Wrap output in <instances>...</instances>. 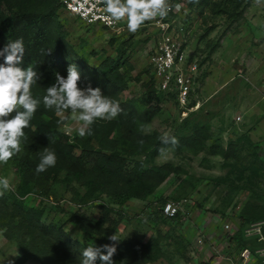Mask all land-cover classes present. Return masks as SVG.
Returning a JSON list of instances; mask_svg holds the SVG:
<instances>
[{
  "label": "rangeland",
  "instance_id": "rangeland-1",
  "mask_svg": "<svg viewBox=\"0 0 264 264\" xmlns=\"http://www.w3.org/2000/svg\"><path fill=\"white\" fill-rule=\"evenodd\" d=\"M177 1L183 3L181 17L191 30L189 49L200 66L195 91L185 108L153 92L149 69L152 20L135 33L129 32L127 27L122 33H115L86 24L61 9L59 20L67 33L64 43L68 46L57 53V59L64 61L67 67L79 66L81 85L91 84L104 91L105 80L86 74L89 72L86 65L97 69L107 58L128 57L127 64L121 67L126 75V87L119 92L117 101L127 113H136L138 117L128 126L130 131L187 134L188 128L184 125L187 119L189 126L197 124L209 133L206 147L197 152L188 148L180 152L169 149L166 156L159 155L157 164L172 163L179 170L145 201L120 204L103 195L84 206L80 197L85 188L68 185L63 180L64 173L42 189L47 191L45 195L53 204L60 205V210H79L91 219L105 220L104 227L110 225L112 219H118L116 210H122L130 219H121L116 233L124 239L158 243L162 257L157 264H210L211 259L221 258L222 254L221 264H231L239 262L246 249L264 251V239L259 240L258 233L259 228L263 233L264 220H261L256 222L257 234L247 236L245 231L246 243L225 253L226 232L235 230L243 208L249 203L261 205L264 202V0L260 5L255 0L245 1L241 6L243 14L237 18H230L226 13L227 0H199L193 7L190 0H171L176 4ZM122 22L126 26V22ZM148 105H157L159 112L141 131L139 116ZM58 115L68 116L61 130L71 138L79 136L76 129L82 122L75 120L72 113ZM231 140L239 141L237 157L225 160L221 155L211 154L210 145L226 147ZM0 176L8 178L9 190L17 189L20 176L14 167L7 168L0 163ZM183 199L187 202L184 214L178 219L148 218L154 208L161 207L163 200ZM38 202L30 200V207H37ZM106 209H113V214ZM60 210L46 211L41 223L64 227L85 246L91 243L100 246L97 236L89 238L76 225L70 212L64 214ZM35 223L20 212L13 200L0 197V264H43L41 261L80 264L81 247L61 246L58 237L42 236ZM257 255L258 260L264 259V254ZM29 257L26 262L22 259Z\"/></svg>",
  "mask_w": 264,
  "mask_h": 264
},
{
  "label": "trees",
  "instance_id": "trees-1",
  "mask_svg": "<svg viewBox=\"0 0 264 264\" xmlns=\"http://www.w3.org/2000/svg\"><path fill=\"white\" fill-rule=\"evenodd\" d=\"M227 1L226 13L230 18H237L243 14L241 6L247 0H239L237 3L234 0ZM190 6L193 7V3H190ZM61 9L63 10V6L59 0H0V49H3L8 40L22 39L25 53L20 66L26 68L31 65L41 76L31 88L32 95L34 98H39L41 103L29 127L24 129L26 139L22 142V150L7 164L1 163L7 168L14 167L15 172L20 176V182L15 191L9 190L2 197L13 200L22 214L29 217L30 221L36 222L35 226L42 236H56L61 246L68 249L81 247L83 250L87 246L74 239L64 227L55 228L53 225L41 223L46 211L60 210V205L53 204L48 199L49 196L45 195L47 191L42 189L50 180H55L64 173L63 180L68 185L76 184L80 188H85V192L80 197V202L84 206L96 202V199L103 195L116 203L124 204L133 199L147 200L171 174L177 173L179 169L172 163H156V158L159 156L158 149L162 146L159 138L164 135L163 133L154 131L152 134H142L130 131L128 126L137 121L136 113L131 115L122 108L123 111L111 121L97 120L92 125V135L71 138L57 123L58 120H63L65 123L68 116L61 118L54 111L44 108L42 97L46 94V87L55 82V74L67 76L68 67L64 61L57 59V53L68 46L64 43L67 33L63 31L59 20ZM48 50L51 52L47 54ZM2 62L3 58L0 57V63ZM127 62L128 57L107 58L97 69L86 65V69L89 70L86 74L102 77L106 82L104 91L101 90L102 93L118 100L119 92L126 87V75L121 72V67ZM76 67L79 68L77 64ZM80 76L82 78V75ZM151 82L153 92L159 97H168L172 100L175 98L172 93L159 91L155 87L152 74ZM79 86L85 87L80 81ZM143 109L144 113L139 117L142 125H147L157 116L159 107L148 105ZM65 112L71 113L70 110ZM184 125L188 128L187 134L178 135L174 132L170 135L179 140V145L165 147L176 152L184 148L194 152L203 150L207 145L205 139L209 138V133L197 124L189 126L187 119ZM139 140L144 141L142 146L138 143ZM44 147L55 151L57 163L45 172L37 174L35 169ZM76 150H79V153ZM238 150L237 140H231L226 147L222 144L210 145L211 154L221 155L225 160L237 157ZM33 199L39 201L37 207H30L29 202ZM166 201L163 200L161 207L154 208L153 215L148 218L159 219L164 216L171 220L178 219L181 213L171 218L164 215L162 206ZM60 211L64 214L70 212L79 229L89 238L97 236L96 240L100 246L112 243L108 237L115 234L120 220L127 217L118 209L116 210L118 219H112V223L104 227L105 220L91 219L79 210L70 211L62 208ZM106 211L113 214V209ZM261 220H264V202L261 205L251 203L246 205L238 216L235 230L226 232L225 253L244 245L247 240L246 229ZM120 239L113 259L121 264H154L162 257L158 243L149 244L121 237ZM22 259L26 262L30 257ZM95 264L104 263L98 259ZM258 264H264V259L260 258Z\"/></svg>",
  "mask_w": 264,
  "mask_h": 264
},
{
  "label": "clouds",
  "instance_id": "clouds-1",
  "mask_svg": "<svg viewBox=\"0 0 264 264\" xmlns=\"http://www.w3.org/2000/svg\"><path fill=\"white\" fill-rule=\"evenodd\" d=\"M199 3V0H190ZM103 11L114 21H125L129 32H137L147 21L156 17L165 19L169 12L180 5H173L171 0H100ZM257 5L262 0H255ZM51 50H48L47 54ZM25 47L22 39L8 40L3 49H0V163L7 164L9 160L22 150V142L26 139L24 129L30 122L41 103L39 98H34L31 88L41 79L40 74L31 65L21 67ZM80 72L75 64L67 68V76L55 74V82L46 87V94L42 102L46 110L57 114L70 110L73 118L82 122L76 129L79 137L84 138L93 134L92 125L97 120L111 121L123 109L120 103L108 95H104L99 87L93 88L91 84L80 87ZM58 125H63V120H58ZM144 126H141V131ZM161 147L158 153L166 156L171 145L176 147L179 140L168 134L160 138ZM142 146L144 141L139 140ZM57 156L54 150L44 147L40 152L36 173L45 172L54 167ZM10 189L7 177L0 176V197ZM112 243L97 246L88 244L80 253V264H95L99 259L104 264H113V256L117 252V245L121 241L118 233L108 237Z\"/></svg>",
  "mask_w": 264,
  "mask_h": 264
},
{
  "label": "built area",
  "instance_id": "built-area-1",
  "mask_svg": "<svg viewBox=\"0 0 264 264\" xmlns=\"http://www.w3.org/2000/svg\"><path fill=\"white\" fill-rule=\"evenodd\" d=\"M63 9L78 17L86 24L98 25L115 33H122L126 26L122 21H114L103 11L100 0H59ZM173 7L165 19L154 18L150 25L149 69L155 87L162 92L172 93L181 108H185L192 99L195 91L196 79L200 74L198 59L192 57L189 49L190 27L181 17L182 2H171ZM186 200H167L162 206V211L167 217H175L178 213L184 214ZM258 223L251 224L246 229V235H254ZM228 228L229 225L227 224ZM259 240L264 239L261 228L258 229ZM257 254L262 256L263 250L253 251L246 249L242 252L239 262L231 264H257Z\"/></svg>",
  "mask_w": 264,
  "mask_h": 264
},
{
  "label": "crops",
  "instance_id": "crops-1",
  "mask_svg": "<svg viewBox=\"0 0 264 264\" xmlns=\"http://www.w3.org/2000/svg\"><path fill=\"white\" fill-rule=\"evenodd\" d=\"M134 200H136V199L130 200L128 202H134ZM222 255L224 257V254H222ZM223 257H221V258L220 257H215V258L211 259L210 260V264H221L223 262V260H222ZM113 264H121V263L113 259ZM154 264H157V261Z\"/></svg>",
  "mask_w": 264,
  "mask_h": 264
}]
</instances>
